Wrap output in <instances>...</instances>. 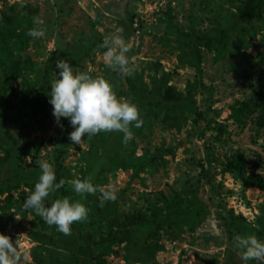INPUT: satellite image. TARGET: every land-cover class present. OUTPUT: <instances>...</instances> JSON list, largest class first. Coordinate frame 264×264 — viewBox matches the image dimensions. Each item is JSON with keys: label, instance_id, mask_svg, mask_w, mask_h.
Here are the masks:
<instances>
[{"label": "rangeland", "instance_id": "rangeland-1", "mask_svg": "<svg viewBox=\"0 0 264 264\" xmlns=\"http://www.w3.org/2000/svg\"><path fill=\"white\" fill-rule=\"evenodd\" d=\"M15 3L36 10L35 21L41 28L24 51L33 63L28 79L33 80L36 74L41 77L45 65L53 63L52 83L59 80L57 71L64 81L52 113L33 129L23 130V124L33 121L10 108L16 106L15 96L7 99L5 111L0 113V156L8 152L0 180L20 183L10 193L13 205L0 233V264H33L34 257L51 247L47 239L50 230L42 229L29 213L18 208V197L27 196L25 181L55 191L51 141L57 138L65 109L76 122L91 127L86 116L101 124L106 111L122 106L118 92L126 85L105 77L102 68L112 64V57L121 61L123 72L142 71L145 82L157 63L158 73L170 74L168 85L183 91L192 83L205 120L195 127L188 121L179 132L153 127L141 136L127 133L126 138L132 141L126 147L136 156L143 151L160 154V146L176 145L174 156L165 155V165L137 178L130 170L116 169L107 174L103 189L117 199L119 209L130 211L156 192H181L192 185L206 203L208 214L194 232L184 233L178 240L162 239L163 250L151 259L147 250L133 249L126 255L129 247L128 251L117 249V255L106 257L105 264H264V218L259 211L264 192L244 189L241 181L224 171L228 159L238 152L247 174L264 178V125L258 126V119L264 122V34L256 33L254 39L244 34L245 41L230 43L229 51L218 60L212 50L202 49L200 73L189 64V49L178 48L182 47L178 34L225 25L224 19L234 12L237 0H5L0 1V10ZM258 26L254 23L252 30ZM87 36H96L105 51L70 58L75 44ZM19 86V82L13 85ZM101 86L107 97L100 92ZM259 99L263 100L261 106L251 113L239 114L237 120L231 117L236 104ZM25 138L31 146L22 142ZM83 142L73 138V146L64 155L63 164L74 176L85 167L77 151V147L87 148ZM31 159L35 167L22 166ZM92 177L88 176V183ZM5 200L6 194L0 196V205ZM50 201L72 224L80 223L74 200L56 194ZM231 213L241 214L253 229L247 242L232 227ZM255 232H262L261 238L252 237Z\"/></svg>", "mask_w": 264, "mask_h": 264}, {"label": "trees", "instance_id": "trees-1", "mask_svg": "<svg viewBox=\"0 0 264 264\" xmlns=\"http://www.w3.org/2000/svg\"><path fill=\"white\" fill-rule=\"evenodd\" d=\"M234 8V12L224 19L223 26L178 34V43L182 46L178 48L189 49V64L199 73L202 49L212 50L215 60H218L229 51L230 43L244 42V34L248 33L250 39H254L256 33L264 34V0H237ZM35 15L36 10L20 3L0 10V113L5 111L7 99L15 96L16 106L10 108L22 118L27 116L33 121L32 124H23V130L33 129L37 122L41 124L52 113L51 107L59 100V87L64 81L57 71L59 80L52 83L53 63L45 65L41 77L36 74L33 80L28 79L33 72V63L24 51L41 30ZM254 23L259 26L252 30ZM95 50L103 52L105 48L96 36H87L75 44L70 58H81ZM112 61L110 65L103 64L102 68L105 77L122 80L126 85L118 92L123 99L122 106L106 111L101 124L86 116L91 127L76 122L69 109H65L57 125V138L51 141L54 159L53 171L50 172L55 191L51 188L45 190L36 182H23L28 192L25 198L18 197V208L29 213L42 229L50 230L47 239L51 247L46 246L48 248L43 254L34 257L33 264H105L106 257L117 255V249L128 251L129 247L132 248L126 255L133 249L147 250L151 259L163 250L162 239L178 240L184 233L194 232L208 214L206 203L198 197L192 185L181 192H156L153 199L145 198L141 207L130 211L119 209L117 199L103 189L107 174L116 169L130 170L131 176L137 178L142 172H156L159 166L165 165V155L174 156L176 145L160 146V154L143 151L136 156L126 147L132 141L126 138L127 133L141 136L144 130L151 132L153 127L179 132L188 121L195 127L200 120H205L204 112L197 107L192 83H187L183 91L168 85L170 74L158 73L155 69L160 65L157 63L153 65L152 73L146 75L145 82L142 71L128 74L122 71L121 61L115 57ZM16 82L20 86L14 88ZM100 92L107 97L103 86ZM262 101L238 103L231 108L230 115L237 120L239 114L251 113L257 105L261 106ZM263 125L264 122L258 119V126ZM73 138L82 139L87 147L85 150L77 147L80 159L85 161V167L77 173L79 176H74L71 168L63 164L64 155L73 146ZM22 142L31 146L26 138ZM7 159L8 152L0 156V170ZM32 159L22 166L35 167ZM224 171L241 181L244 189L251 187L264 192V178L254 173L247 174L244 160L238 152L228 159ZM89 175H93L90 183L87 181ZM19 186L18 182L0 180V196L6 194V200L0 205V233L6 228L8 212L13 205L10 193ZM56 194L75 201L81 219L79 224H72L52 204L50 200ZM259 211L260 217L264 218V201ZM232 217V227L247 242L253 229L241 214ZM261 234L255 232L252 237L259 239Z\"/></svg>", "mask_w": 264, "mask_h": 264}, {"label": "built area", "instance_id": "built-area-1", "mask_svg": "<svg viewBox=\"0 0 264 264\" xmlns=\"http://www.w3.org/2000/svg\"><path fill=\"white\" fill-rule=\"evenodd\" d=\"M137 26V20L135 19V21H134V27H136Z\"/></svg>", "mask_w": 264, "mask_h": 264}]
</instances>
